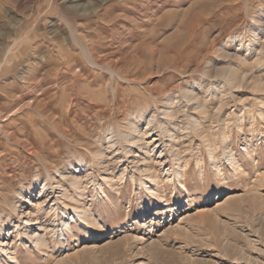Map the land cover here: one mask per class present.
<instances>
[{
	"label": "rangeland",
	"instance_id": "374dc122",
	"mask_svg": "<svg viewBox=\"0 0 264 264\" xmlns=\"http://www.w3.org/2000/svg\"><path fill=\"white\" fill-rule=\"evenodd\" d=\"M70 1L0 0V264H264V0Z\"/></svg>",
	"mask_w": 264,
	"mask_h": 264
},
{
	"label": "bare ground",
	"instance_id": "6f19581e",
	"mask_svg": "<svg viewBox=\"0 0 264 264\" xmlns=\"http://www.w3.org/2000/svg\"><path fill=\"white\" fill-rule=\"evenodd\" d=\"M72 4H71V8H74V9H79L80 8V5L78 6L77 5V3L79 2V0H76V1H70ZM73 3H76V4H73ZM70 5V4H69ZM85 10H88V9H86V8H84ZM90 10V9H89ZM84 11V10H83ZM80 41V40H79ZM12 46V45H11ZM15 50V49H14ZM95 61V60H94ZM145 73V72H144ZM222 73H225L226 74V76H227V80L228 81H233L235 78H237V77H235L236 75H235V72H234V70H231V69H229V67H228V69L226 68V69H222ZM235 81V80H234ZM233 81V82H234ZM188 92V91H187ZM189 94V93H188ZM172 96V95H171ZM170 96V97H171ZM192 96V95H191ZM195 97V96H194ZM194 97H193V101H194ZM166 98V97H165ZM168 98V97H167ZM188 98L190 99L191 97L190 96H188ZM170 99V98H169ZM172 99V98H171ZM115 100V99H114ZM185 100V99H184ZM191 100H192V98H191ZM190 100V101H191ZM187 101V100H186ZM192 101V102H193ZM184 102V101H183ZM188 102V101H187ZM164 103H165V101H164ZM167 103V102H166ZM165 103V106L166 105H168V104H166ZM195 103V102H194ZM172 104V103H171ZM193 105V104H192ZM164 106V107H165ZM169 107V106H168ZM193 109V108H192ZM199 109V108H198ZM162 110V109H161ZM199 111V110H198ZM166 112H169V111H167L166 110ZM163 114V113H162ZM141 115V114H140ZM164 115H165V111H164ZM167 115V114H166ZM165 115V116H166ZM168 117H169V115H167ZM171 116V115H170ZM167 117V118H168ZM154 122V121H153ZM160 124H162V123H160ZM159 126V125H158ZM130 127V126H129ZM163 127V126H162ZM160 128V127H159ZM135 127L133 126V129H131V131H130V135H133L134 133H135ZM148 129V128H147ZM151 129V128H150ZM162 129V128H161ZM197 129V128H196ZM199 129V128H198ZM162 130H164V129H162ZM169 130V129H168ZM165 131V130H164ZM175 131V130H174ZM127 133V132H126ZM165 134H166V132H164ZM168 133H170V132H168ZM197 133V132H196ZM123 134V133H122ZM139 134V133H138ZM164 134V135H165ZM127 135V134H126ZM125 135V136H126ZM128 135H129V133H128ZM110 136V135H109ZM149 136V135H148ZM166 136H167V134H166ZM132 137V136H131ZM169 137V136H168ZM123 138V137H122ZM129 138H130V136H129ZM108 139H111V138H108ZM124 139V138H123ZM166 139V138H165ZM120 140V139H119ZM137 140L138 139H136V142H137ZM125 141V140H124ZM133 141H134V139H133ZM206 141V140H205ZM127 142V141H126ZM128 142H129V140H128ZM135 142V141H134ZM176 142V141H175ZM134 144V143H133ZM131 145V144H130ZM112 147V146H111ZM156 147V146H155ZM161 147V146H160ZM175 152V151H174ZM98 153V152H97ZM164 154V153H163ZM176 155V154H175ZM95 157H97V156H95ZM176 158V157H175ZM97 159V158H96ZM95 161V160H94ZM78 164V163H77ZM76 165V164H75ZM95 166V165H94ZM85 167V166H84ZM146 167V166H145ZM175 167V166H174ZM143 169V168H142ZM140 170V169H139ZM147 170V169H146ZM139 172V171H138ZM142 172H146V171H142ZM147 172H150V171H147ZM167 172H165V174H166ZM145 174H148V173H145ZM168 174V173H167ZM60 176V175H59ZM171 176V175H170ZM123 177V176H122ZM62 178V180H64V178L63 177H61ZM149 179V178H148ZM69 180H70V183H71V187H72V189H74V193H75V191H76V185H78V183L76 182V177L75 176H73L72 177V179H70L69 178ZM78 180H79V178H78ZM144 180V179H143ZM152 181V180H151ZM149 182H150V180H149ZM169 182V181H168ZM45 183V182H44ZM80 184V183H79ZM97 186V185H96ZM46 187V186H45ZM50 187V186H49ZM56 187V186H55ZM61 187H62V185H61ZM60 188V187H59ZM65 188V187H64ZM79 189V188H78ZM42 190V189H41ZM43 190H44V188H43ZM62 190V189H61ZM183 190V189H182ZM59 191V190H58ZM68 191V190H67ZM42 192V191H41ZM53 192V191H52ZM100 192V191H99ZM161 192V191H160ZM149 193V192H148ZM151 193V192H150ZM154 193V192H153ZM153 193H152V195H153ZM73 194V193H72ZM101 194V193H100ZM53 195V194H52ZM75 195V194H74ZM80 195V194H79ZM103 195V194H102ZM70 196H71V194H70ZM78 196V195H77ZM96 196V195H95ZM63 197V196H62ZM73 197V196H72ZM75 198H76V196H74ZM149 197V196H148ZM236 196H234V197H232V198H235ZM256 197V196H255ZM162 198V197H161ZM230 198H231V196H230ZM237 198V197H236ZM73 199V198H72ZM78 199V198H77ZM76 199V200H77ZM153 199V198H152ZM57 200V199H56ZM231 199H229V197L227 198V200H226V203H228V201H230ZM69 201V200H68ZM73 201V200H72ZM78 201V200H77ZM234 201H236L235 199H234ZM74 202H75V199H74ZM107 202V201H106ZM231 203V204H230ZM229 203V206H228V208L229 209H233V208H235V206H236V204H232V202H230ZM108 204V203H107ZM62 205V204H61ZM69 205H70V203H69ZM109 205V204H108ZM53 206V205H52ZM56 207V206H55ZM69 207V206H68ZM74 207H76V205L74 206ZM79 207V206H78ZM63 208V207H62ZM66 209V208H65ZM70 209H71V207H70ZM74 210L72 211V213H74L73 214V216L71 217V218H69V219H76V218H79V217H81L82 215H84L85 213H83L81 210L79 211L77 208H73ZM80 209H81V207H80ZM64 210V209H63ZM54 211V210H53ZM55 211H56V209H55ZM66 211H67V209H66ZM51 213H52V211H51ZM66 213V212H65ZM26 214V213H25ZM53 215V214H52ZM82 218V217H81ZM80 218V219H81ZM188 218H189V216H188ZM31 220V219H30ZM29 220V221H30ZM32 222V221H31ZM66 223H64V225H65ZM68 224V223H67ZM70 225V224H69ZM29 226H32V225H29ZM66 226H68V225H65V227ZM45 227V226H44ZM60 227V226H59ZM71 226H68V231L69 232H71V228H70ZM40 226H38L37 227V230H38V232H36V233H34V234H32L31 232V234L29 235V237L36 243L34 246L36 247V245H40L41 243H44V240L42 239V235H41V233H40V229H42V228H40ZM66 229V230H67ZM43 231V230H42ZM53 231V230H52ZM188 232H186V234H187ZM48 235V234H47ZM27 236V235H26ZM61 237L62 238H64L65 237V240H66V235H61ZM26 239H27V237H26ZM30 240V239H29ZM29 242V241H28ZM32 244H34V243H32ZM37 247H39V246H37Z\"/></svg>",
	"mask_w": 264,
	"mask_h": 264
}]
</instances>
